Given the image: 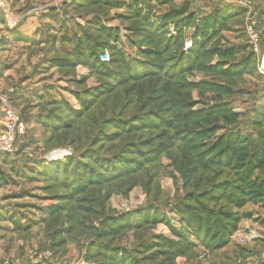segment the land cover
Here are the masks:
<instances>
[{
    "label": "rangeland",
    "instance_id": "rangeland-1",
    "mask_svg": "<svg viewBox=\"0 0 264 264\" xmlns=\"http://www.w3.org/2000/svg\"><path fill=\"white\" fill-rule=\"evenodd\" d=\"M79 1L34 0L48 12L32 37L0 36V92L26 128L14 152L0 154V264H116L100 246L128 264H264L262 200L208 204L239 217L217 246L204 245L180 215L201 178L187 169L181 132L193 125L180 121L188 113L227 101L236 123L215 136L234 130L258 143L253 111L264 107V84L245 26L253 25L264 56V0ZM55 5L61 12L49 11ZM225 9L234 14L206 37L201 22ZM82 34L107 42L99 61L115 62L110 73L71 63V39ZM245 57L250 72L221 74ZM5 109L0 102V120ZM227 169L210 166L212 182L201 188L236 186ZM120 217L127 227L109 232Z\"/></svg>",
    "mask_w": 264,
    "mask_h": 264
},
{
    "label": "trees",
    "instance_id": "trees-1",
    "mask_svg": "<svg viewBox=\"0 0 264 264\" xmlns=\"http://www.w3.org/2000/svg\"><path fill=\"white\" fill-rule=\"evenodd\" d=\"M135 1L137 6L141 2V0ZM102 4L111 5L110 1L108 0H80L77 3V7H96ZM133 6V3L130 4L128 11H130V8L132 9ZM77 7L75 9H77ZM130 14H132V10ZM232 14H234V12L225 9V11L222 10L220 12H216L214 15L204 19V21L201 22V29L210 31L205 36L207 37L211 35V33L214 34L225 27L227 20H229L228 18H231ZM149 29L151 28L148 27L147 32ZM71 40H74L73 42H75L74 49L71 51V63L87 65L96 69L99 74H107L111 72V67L115 64V62L112 61V63H101L99 61V56L102 54V49L104 46H106L107 42L100 43L89 34H82L79 38L74 36ZM168 48L169 47H166L164 43L162 49L165 50ZM243 49L244 48L242 47V50ZM111 51L115 52L113 48ZM205 54H207L206 51L202 52V54L199 55L198 60H201ZM247 57L243 58V60L240 62L241 64L237 63L240 65L238 66V69L234 70L235 72L231 70H228L229 72H227L226 69H223L224 71H221V74L227 73L230 75L233 73L232 76L238 77L243 71L246 73L250 72L248 66L246 65ZM50 61L58 66L65 65L69 62L67 58L53 59ZM125 61L127 60L125 59ZM127 63L128 62H126L127 67H131ZM145 63L147 64L140 63V66L146 68L150 67L148 65V61ZM217 90L215 89V94L218 93L219 95H224L222 90ZM226 103L227 101L225 102L223 100L212 103L210 106H206V109L196 112L197 114L195 112L188 113V116H186L188 118L185 119L184 117L183 120L180 121L185 122V120H188L189 123L193 125V127L181 132L182 137H184L181 139L186 141H184V143H188L190 150V153L186 158L188 165L187 169H190V173H201V178L197 177V182H195L193 185L195 189L199 190L197 193V198L192 196L194 189L189 193H186L187 197L191 201L189 202L188 199L184 198L185 204H183L187 207L182 208L187 210V214L181 212L180 215L181 217L188 219V226L192 229L193 235L200 239V241L206 246H217L226 242L228 235H230V233L236 228L239 221V217L237 215L235 216L233 213H229V210H226L228 208L224 209L225 211H222L211 207L208 205L209 203L212 204L214 201L225 200L227 202H234V205L240 207L246 202H249L255 198H258L264 202V177L254 176V171L256 169H264V107L258 110L253 109L255 117L258 119L255 124V127L258 128L256 134V140L258 143H256L255 140H246V138H244L240 132L234 130H230L232 132L227 134H220L217 137L215 136L221 127L228 128L235 125L236 123L234 119L235 116L232 114L233 112L231 111L230 107L226 106L228 105ZM192 119H194V122H190ZM259 145L262 146L261 149H257L256 146L259 147ZM214 165H221V167L228 168L226 170L228 171L226 172V175L228 176L227 181H230L231 176L233 177V175L230 176V169H235L234 167L237 166V170L235 169L234 171L237 173L239 178L235 182L238 184L236 186L230 187L226 186L227 182H222L218 184L216 183L214 189L208 188L209 186L201 188L203 181L204 184L212 182L211 177H213V174L210 176H207V174H211L209 171L210 166ZM215 191L216 194L212 196L211 194ZM208 194H210V196ZM112 220L116 225L114 227L111 226L112 230L110 229L109 232L113 231L116 233L118 232L119 228L124 225L126 226L124 222L126 220L125 218L120 217ZM209 239L211 243L207 242ZM100 247L101 249L98 250L101 252L97 253L109 257V259L113 260V262L116 264H128L124 261L125 258L122 260L121 258L117 257V249H109L115 253V255H111L110 252L108 253L106 252L107 250H104V246Z\"/></svg>",
    "mask_w": 264,
    "mask_h": 264
},
{
    "label": "crops",
    "instance_id": "crops-1",
    "mask_svg": "<svg viewBox=\"0 0 264 264\" xmlns=\"http://www.w3.org/2000/svg\"><path fill=\"white\" fill-rule=\"evenodd\" d=\"M1 1L3 2L4 8H0V36L4 35L6 39L11 36L16 38L17 35L25 37L24 39H26V37H32L34 29L39 25V18L45 17L44 15L48 12V9H41V6L38 7L37 4L35 5L34 0H0V2ZM50 9V12L54 13L55 11L57 13L59 11L61 12L62 6L55 5V8ZM33 21L35 22L32 26ZM7 26L9 28H14L15 26V28L9 29ZM0 96L6 99V95L2 92H0Z\"/></svg>",
    "mask_w": 264,
    "mask_h": 264
},
{
    "label": "built area",
    "instance_id": "built-area-1",
    "mask_svg": "<svg viewBox=\"0 0 264 264\" xmlns=\"http://www.w3.org/2000/svg\"><path fill=\"white\" fill-rule=\"evenodd\" d=\"M0 2V6H1ZM248 45L255 58V73L264 84V56L261 53L258 33L253 29V25L245 26ZM0 102L5 104V114L0 121V154H11L14 152L17 140L24 135L25 125L19 116L6 105L5 99L0 96Z\"/></svg>",
    "mask_w": 264,
    "mask_h": 264
}]
</instances>
